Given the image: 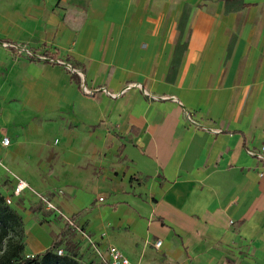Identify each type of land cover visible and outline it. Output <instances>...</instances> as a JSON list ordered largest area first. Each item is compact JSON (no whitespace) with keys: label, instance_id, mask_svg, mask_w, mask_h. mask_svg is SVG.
Segmentation results:
<instances>
[{"label":"crops","instance_id":"0c3cea01","mask_svg":"<svg viewBox=\"0 0 264 264\" xmlns=\"http://www.w3.org/2000/svg\"><path fill=\"white\" fill-rule=\"evenodd\" d=\"M176 1L0 0V41L63 62L0 49V158L134 264H264V160L248 153L264 146V0ZM35 199L12 205L37 255L66 223Z\"/></svg>","mask_w":264,"mask_h":264},{"label":"trees","instance_id":"16d2710c","mask_svg":"<svg viewBox=\"0 0 264 264\" xmlns=\"http://www.w3.org/2000/svg\"><path fill=\"white\" fill-rule=\"evenodd\" d=\"M238 1L239 0H227L226 3H236ZM188 18L189 12L184 11L178 26L180 30V36L176 45L173 62L168 75L169 81L175 80L182 56L188 48L190 35L188 36L184 44L181 43ZM236 40L237 36L234 35L229 45L227 59H229L231 56V52L234 48ZM31 59L35 60L33 58ZM7 180L11 183V180H9V178H7ZM10 192L11 189L7 191V194H5V192H0V250L2 251L0 255V264H84L79 259V247L77 246V244L72 243L71 241L65 244L63 242L64 235L66 234L65 232L67 231L66 228H69L79 234L76 230L72 229L67 224L59 234L58 238L53 242L52 246L48 248L44 253L37 254L33 258H28L26 255H24L26 249L25 237L22 236V233H24V221L19 212L15 208H13L12 205H8L6 203V197ZM72 218L74 219V217ZM18 229L21 230V232H19ZM20 233V237L16 239L14 236ZM63 244L65 245L67 252H65L64 255L60 256L58 255L57 251ZM3 245H5V248H3Z\"/></svg>","mask_w":264,"mask_h":264},{"label":"built area","instance_id":"2783aa9c","mask_svg":"<svg viewBox=\"0 0 264 264\" xmlns=\"http://www.w3.org/2000/svg\"><path fill=\"white\" fill-rule=\"evenodd\" d=\"M0 49H4V50H9L12 53H15L16 55H22V56H27L30 58H37L39 60H43V61H48L51 63H63L60 60H54L52 58H50L49 56L46 55H37L34 51H32L31 49H29L27 46H23L17 43H11V42H7V41H0ZM68 66V64H67ZM73 72H75L74 69H72ZM136 87L139 86L141 87L139 84L135 85ZM84 91L87 94L93 95L95 92L88 90L85 85L83 86ZM103 91H105L103 88L101 89ZM143 90V89H142ZM145 92V90H143ZM107 92V91H106ZM112 96V95H111ZM114 96V95H113ZM185 110L186 113V117L190 123L191 126L197 128V129H202V130H206L209 131L211 133H217L218 131L215 129H211L206 127L205 125H203L202 123H200L197 119L194 118V116L191 114L190 111ZM11 143L10 138L8 137H3L1 139V146L2 147H8ZM248 153L254 157L260 158L262 160H264V146L261 148L260 151L256 152V151H252V150H248ZM5 168L3 159L0 158V168ZM6 169V168H5ZM7 170V169H6ZM12 176V188H11V192L7 195L6 197V203L8 205H12L14 198L15 197H21L23 193H25L26 191H31V185L29 183H27L25 180H23L22 178H20L19 176L15 175V174H11ZM39 198L46 204V208L57 214L59 217H62L63 220L65 221V223L71 227L72 229L76 230L82 237H84L92 246L94 253L96 254V256L99 258L101 264H134L126 255H124L122 253V251H120L116 246L114 245H109L105 250L101 249L99 247V245L88 235V233L86 231H84L83 229H81L80 226H78L76 224V222L74 221V219L72 217L66 216L64 215L51 201V199L46 196V195H40ZM99 201L103 202L104 198L100 197ZM156 247H160L162 245V241L159 240L156 242ZM58 255L62 256L64 255V249L63 248H59L57 251ZM28 258H33L35 255L34 254H27L26 255Z\"/></svg>","mask_w":264,"mask_h":264},{"label":"rangeland","instance_id":"374dc122","mask_svg":"<svg viewBox=\"0 0 264 264\" xmlns=\"http://www.w3.org/2000/svg\"><path fill=\"white\" fill-rule=\"evenodd\" d=\"M167 1H170L168 13L171 15L175 14L177 1L176 0H167ZM163 2H165V0H150V6L148 7L146 14L158 15V14H161V12H165V9L163 7H161ZM244 15H245V13H244ZM256 15H258L257 17L261 16V14H259V12ZM257 26H258L260 31H263L264 24H258ZM200 39H201L200 37L197 38L198 42H200ZM6 52H8V54L14 59V61L22 60L21 57L30 59V57L22 56L19 54L16 55L15 53H12L9 50H6ZM3 128H5V127H3ZM5 168L7 169L8 174H15L9 167L6 166ZM9 188H10V186H9L8 182H4L3 184H0V192L1 193L5 192V194H7V191L9 190ZM30 193L33 195V197H36L38 199L37 201H36V199L34 200V201H36L33 204L34 211H36L38 213L39 212L48 213L47 211H49V210L46 208V204L39 198V196L42 193L37 189V187H35L34 185H31ZM13 206L14 205H12V207ZM66 229H67V231L65 232L66 234L64 235V238H63L64 244L68 243L69 241L77 244V246L79 247V259L84 264H100V262H99L100 260L96 256V254L94 253V250H93L91 244L81 235H78L76 232L72 231L69 228H66ZM19 232H21V230H19ZM12 235H13V233H12ZM20 235H21V233L15 235L14 237L16 239H18V237H20ZM22 236L25 237V230H24V233H22ZM64 244L61 246V248L64 249V253H65V252H67V250H66ZM3 248H5V245H3ZM1 253H2V251L0 250V255H1ZM24 255H27V253L25 252Z\"/></svg>","mask_w":264,"mask_h":264}]
</instances>
